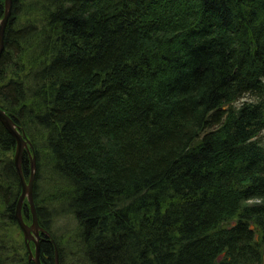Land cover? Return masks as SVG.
Masks as SVG:
<instances>
[{
  "label": "trees",
  "instance_id": "trees-1",
  "mask_svg": "<svg viewBox=\"0 0 264 264\" xmlns=\"http://www.w3.org/2000/svg\"><path fill=\"white\" fill-rule=\"evenodd\" d=\"M26 1L5 25L0 109L34 181L61 182L32 201L47 233L50 205L73 216L71 262L264 264V0ZM14 151L0 124V264H32Z\"/></svg>",
  "mask_w": 264,
  "mask_h": 264
},
{
  "label": "water",
  "instance_id": "water-1",
  "mask_svg": "<svg viewBox=\"0 0 264 264\" xmlns=\"http://www.w3.org/2000/svg\"><path fill=\"white\" fill-rule=\"evenodd\" d=\"M12 0H3V17L0 19V54L3 51V35L5 30V25L10 17V12L12 8ZM0 124L5 128V130L13 137L15 142V151L13 154V166L16 170L17 180H19V186H20V198L17 201V205L14 210V218L15 222L18 225V228L20 230V233L22 235L23 243L26 245L27 249V262H31L32 264H40L38 251H39V241L41 239V235H44L47 237L49 242H52V239L49 235V233L45 232L37 223V217L36 212H34L33 208V201H32V182H33V175L35 168V157L33 153V147L31 146L29 140L24 135L23 131L20 129L19 132L16 129V126L10 121L9 118H7L6 114H4L0 110ZM25 151L28 156L30 157L29 161V168H30V174L28 177V182L26 183L25 180H23L22 171L20 169L21 165V155L22 152ZM27 201L29 212H30V224H26L22 221V215L20 213L21 211V204L22 200ZM31 243L33 245V251L31 253L28 243ZM53 264H58V255L56 250L53 251Z\"/></svg>",
  "mask_w": 264,
  "mask_h": 264
},
{
  "label": "rangeland",
  "instance_id": "rangeland-1",
  "mask_svg": "<svg viewBox=\"0 0 264 264\" xmlns=\"http://www.w3.org/2000/svg\"><path fill=\"white\" fill-rule=\"evenodd\" d=\"M36 1L38 2V0H36ZM25 2H26V4H28L26 0H25ZM252 100H254V98H252L250 95H245L242 98L238 99L234 103V106L238 107L241 105L242 102H248V101H252ZM259 136H260L259 142L264 147V130L261 131ZM39 155H41V154H39ZM42 160H44L43 157H41V162H42ZM29 172H30V169H29ZM43 172H40V174L37 175L36 181H34L35 180L34 175L32 178L33 179L32 190H33V186H34V191L36 193V196L38 193V199L42 198V197H43L42 199H44L48 195L49 196L55 195V193H58V192H60V190H63V188L61 186V182H59L57 184V183H53V182L49 181L48 178H46V172L44 170H43ZM34 174H35V171H34ZM23 180H25V179H23ZM33 193L34 192H32V194ZM49 207H48V210L52 211V214L50 216V221H49L50 223L47 227V228H49L48 229L49 233H52V235H54L56 238H58V241L60 242L61 247L66 252V257L64 260L65 264H75V262H73V261L71 262L69 252H70V250H73L71 247V244L73 242L72 239L79 236L78 235L79 232H78V229L76 226L77 225L76 221L73 219V216L69 213V210H66V208H64V207H66L65 205L62 208L53 207L51 205ZM56 211L60 212V213L56 214V216L54 217L53 213ZM17 244H21L20 240Z\"/></svg>",
  "mask_w": 264,
  "mask_h": 264
},
{
  "label": "bare ground",
  "instance_id": "bare-ground-1",
  "mask_svg": "<svg viewBox=\"0 0 264 264\" xmlns=\"http://www.w3.org/2000/svg\"><path fill=\"white\" fill-rule=\"evenodd\" d=\"M1 110V109H0ZM2 111V110H1ZM3 112V111H2ZM4 113V112H3ZM5 114V113H4ZM6 116H7V118H9L10 119V121H12L11 120V118L6 114ZM13 123V122H12ZM14 124V123H13ZM15 125V124H14ZM16 126V125H15ZM5 129V128H4ZM16 129H17V131L19 132V130H20V128H17V126H16ZM28 181V180H27ZM27 181H25L26 183H27ZM32 192H33V190H32ZM21 194V193H20ZM25 200V199H24ZM24 200H22V203H23V201ZM18 203V202H17ZM17 205V204H16ZM21 207H22V204H21ZM41 227V226H40ZM50 244H52V247H53V251H54V249L56 250V252L58 253V247H57V245H56V243H55V241H54V239H52V242H50ZM32 253V252H31ZM53 257H54V255H53ZM40 261V260H39ZM29 263H31V262H29ZM41 264V263H40Z\"/></svg>",
  "mask_w": 264,
  "mask_h": 264
},
{
  "label": "flooded vegetation",
  "instance_id": "flooded-vegetation-1",
  "mask_svg": "<svg viewBox=\"0 0 264 264\" xmlns=\"http://www.w3.org/2000/svg\"><path fill=\"white\" fill-rule=\"evenodd\" d=\"M41 237H42V235H41Z\"/></svg>",
  "mask_w": 264,
  "mask_h": 264
}]
</instances>
